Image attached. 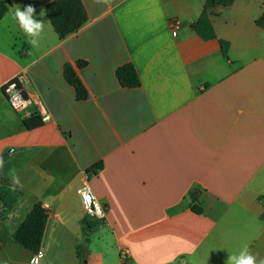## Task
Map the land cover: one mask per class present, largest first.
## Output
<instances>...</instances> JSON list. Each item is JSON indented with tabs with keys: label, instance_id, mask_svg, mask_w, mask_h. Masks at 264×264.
Wrapping results in <instances>:
<instances>
[{
	"label": "crops",
	"instance_id": "0c3cea01",
	"mask_svg": "<svg viewBox=\"0 0 264 264\" xmlns=\"http://www.w3.org/2000/svg\"><path fill=\"white\" fill-rule=\"evenodd\" d=\"M5 1L0 264H227L245 245L264 258V29L255 23L264 0L211 8L210 40L193 28L206 0H82L88 22L64 39L45 12L53 0ZM29 4L44 22L39 47L14 19ZM172 18L181 23L176 32ZM220 39L230 43L229 59ZM126 63L140 87L119 83ZM66 64L87 99L65 79ZM21 74L34 101L16 111L2 86ZM33 116L43 124L28 129L23 120ZM87 174L108 208L104 221L84 211ZM38 201L49 218L34 263L37 254L13 234Z\"/></svg>",
	"mask_w": 264,
	"mask_h": 264
},
{
	"label": "trees",
	"instance_id": "16d2710c",
	"mask_svg": "<svg viewBox=\"0 0 264 264\" xmlns=\"http://www.w3.org/2000/svg\"><path fill=\"white\" fill-rule=\"evenodd\" d=\"M233 2L234 0H206L202 14L193 24L194 30L202 39L210 40L217 37L210 19V9L220 5L228 6ZM7 11L8 5L6 1L0 0V18H2ZM45 12L60 39H64L77 32L88 22V14L82 0H53L46 5ZM255 23L257 26L264 29V13L256 19ZM219 43L224 58L229 59L228 51L230 43L224 39H220ZM78 65L83 67L86 65V62L79 61ZM64 76L67 82L75 88L79 100L88 98V92L83 82L70 64L65 65ZM116 77L119 83L124 87L138 88L141 86V79L132 63L119 66L116 70ZM23 124L26 128L33 129L41 126L43 121L41 118L33 116L25 118ZM101 168L102 165L97 164L89 170V173H96ZM194 211L196 213L200 212L197 207H194ZM48 218L49 211L43 206L42 202L38 201L15 230L13 234L14 240L33 255L38 254L42 249ZM85 225L83 228V242L78 248L79 256L83 261L86 259L87 247L90 242L89 228Z\"/></svg>",
	"mask_w": 264,
	"mask_h": 264
},
{
	"label": "built area",
	"instance_id": "2783aa9c",
	"mask_svg": "<svg viewBox=\"0 0 264 264\" xmlns=\"http://www.w3.org/2000/svg\"><path fill=\"white\" fill-rule=\"evenodd\" d=\"M180 20L178 18H172L170 20L171 29L176 32L180 28ZM24 74L15 76L7 80L3 86L2 91L5 94L11 107L16 111H24L33 103V99L29 96L24 87L21 84ZM42 119L47 120L49 115L42 111ZM81 202L86 215L97 221H104L107 218L108 208L103 204L95 195L90 183L89 175H86V181L84 185L79 190ZM41 252L37 254V257L33 259L34 263L38 262V258L41 257ZM121 259L123 262H127L128 257L126 252L122 253Z\"/></svg>",
	"mask_w": 264,
	"mask_h": 264
},
{
	"label": "clouds",
	"instance_id": "9594fccd",
	"mask_svg": "<svg viewBox=\"0 0 264 264\" xmlns=\"http://www.w3.org/2000/svg\"><path fill=\"white\" fill-rule=\"evenodd\" d=\"M108 3L109 0H104ZM35 8L29 4L21 10L17 7L14 12V19L20 25V28L29 38L28 42L32 47H39L40 37L44 30V22L42 19L34 18ZM16 183H19L18 179ZM227 264H264V258L257 260V257L249 251L247 245L243 247L239 255H230Z\"/></svg>",
	"mask_w": 264,
	"mask_h": 264
},
{
	"label": "rangeland",
	"instance_id": "374dc122",
	"mask_svg": "<svg viewBox=\"0 0 264 264\" xmlns=\"http://www.w3.org/2000/svg\"><path fill=\"white\" fill-rule=\"evenodd\" d=\"M61 264H67V263H72L71 261H62L60 262ZM83 263H85V261H83Z\"/></svg>",
	"mask_w": 264,
	"mask_h": 264
}]
</instances>
